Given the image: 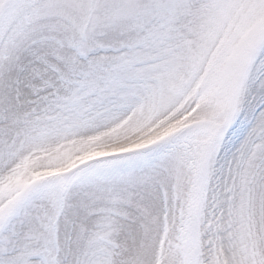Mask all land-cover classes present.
<instances>
[{"label": "snow or ice", "instance_id": "6c2138e0", "mask_svg": "<svg viewBox=\"0 0 264 264\" xmlns=\"http://www.w3.org/2000/svg\"><path fill=\"white\" fill-rule=\"evenodd\" d=\"M0 264H264V0H0Z\"/></svg>", "mask_w": 264, "mask_h": 264}]
</instances>
